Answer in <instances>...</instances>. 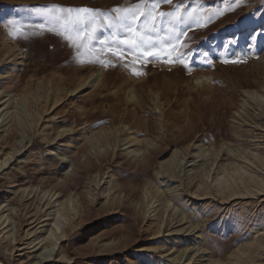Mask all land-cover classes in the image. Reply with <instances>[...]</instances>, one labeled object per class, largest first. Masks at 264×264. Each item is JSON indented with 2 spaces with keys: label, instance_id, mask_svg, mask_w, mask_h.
<instances>
[{
  "label": "rangeland",
  "instance_id": "rangeland-1",
  "mask_svg": "<svg viewBox=\"0 0 264 264\" xmlns=\"http://www.w3.org/2000/svg\"><path fill=\"white\" fill-rule=\"evenodd\" d=\"M136 2L0 0V264H264V0L188 29L183 63L9 34L52 4Z\"/></svg>",
  "mask_w": 264,
  "mask_h": 264
},
{
  "label": "snow or ice",
  "instance_id": "snow-or-ice-1",
  "mask_svg": "<svg viewBox=\"0 0 264 264\" xmlns=\"http://www.w3.org/2000/svg\"><path fill=\"white\" fill-rule=\"evenodd\" d=\"M243 2L244 0H232L227 9H208L200 0H193L195 6L185 8L183 12L180 11L184 8L183 4L176 5L173 11L161 10V5H172L173 0H137L136 3L125 7L117 6L109 11L87 6L52 4L37 10L47 24L34 25L30 31L15 27L14 32L9 34L14 39H27L29 36H38L45 30L56 32L78 54L84 50L91 54L99 45L101 53L110 54L117 61H124L127 56L134 58L133 65L143 61L144 64L137 65L138 67L161 59L165 63H183L184 58L190 53L183 39L188 36L187 30L204 27L223 15L224 11L232 10L233 3ZM205 12L207 15H204ZM9 24L13 22L9 21ZM179 25H183L184 28L174 27ZM162 27L167 33L165 36L159 35ZM105 32L110 34L105 35ZM76 62L85 61L77 57ZM88 62L107 66L102 58ZM222 62L229 63L228 60ZM241 62L243 61H231L233 64ZM184 66L188 67L187 64ZM133 74L138 73L133 71Z\"/></svg>",
  "mask_w": 264,
  "mask_h": 264
},
{
  "label": "bare ground",
  "instance_id": "bare-ground-1",
  "mask_svg": "<svg viewBox=\"0 0 264 264\" xmlns=\"http://www.w3.org/2000/svg\"><path fill=\"white\" fill-rule=\"evenodd\" d=\"M5 38V37H4ZM264 59V58H263ZM92 86V85H91ZM251 92V91H250ZM201 146H199V153H201L202 154V151L203 150H201ZM19 150H14L12 153H10L9 155H8V157L7 158H5L4 160H3V163H5L7 160H9L12 156H13V154L14 153H16V152H18ZM132 151V150H131ZM199 156V155H198ZM262 157V159H263V156H261ZM2 163V162H1ZM73 168V167H72ZM66 170V166H63L62 168H61V173H65L64 171ZM79 168H76L75 170H73L71 173V176L74 178V176L75 175H77L78 173H79ZM70 175V174H69ZM228 175V174H227ZM229 175H231V174H229ZM228 175V176H229ZM78 176V175H77ZM224 176V175H223ZM58 177V176H57ZM224 178V177H223ZM226 178V177H225ZM67 179H68V177L66 178V179H64L63 181H62V184H59L58 186H62L63 185V183H65V182H67ZM70 180V179H69ZM218 180V179H217ZM56 182V181H55ZM75 182V181H74ZM71 183V182H70ZM181 183V182H180ZM216 183V182H215ZM216 186V185H215ZM231 186V185H230ZM113 187V186H112ZM206 188V187H205ZM205 188H204V190H205ZM220 188V187H219ZM60 189H61V187H60ZM221 189V188H220ZM206 191V190H205ZM8 188H5L2 192H1V194H0V206L6 201V200H8ZM167 203V202H166ZM167 206V205H166ZM66 208V206L65 205H63V206H61V210H63L64 211V209ZM164 208V207H163ZM58 211H60V208H58ZM177 218V217H176ZM159 225V224H158ZM158 227V226H157ZM160 228V227H159ZM158 228V229H159ZM255 248V247H254ZM242 251V250H241ZM253 252H254V250H252L251 249V246H250V248L248 247L246 250H244V252L243 253H245L246 254V257L247 258H249L252 254H253ZM181 257V256H180ZM181 259V258H180ZM211 263V262H210ZM214 264V263H213ZM215 264H219V263H216L215 262ZM231 264H238V263H231Z\"/></svg>",
  "mask_w": 264,
  "mask_h": 264
}]
</instances>
